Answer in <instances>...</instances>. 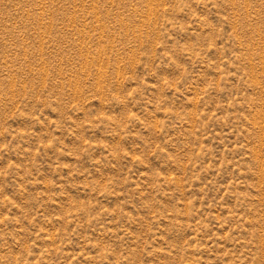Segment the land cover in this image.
<instances>
[{"label":"rangeland","instance_id":"1","mask_svg":"<svg viewBox=\"0 0 264 264\" xmlns=\"http://www.w3.org/2000/svg\"><path fill=\"white\" fill-rule=\"evenodd\" d=\"M0 264H264V0H0Z\"/></svg>","mask_w":264,"mask_h":264}]
</instances>
